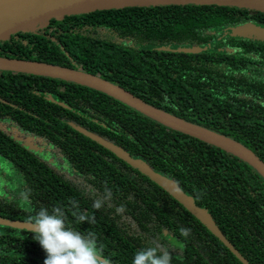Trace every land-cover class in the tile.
<instances>
[{
  "label": "trees",
  "instance_id": "1",
  "mask_svg": "<svg viewBox=\"0 0 264 264\" xmlns=\"http://www.w3.org/2000/svg\"><path fill=\"white\" fill-rule=\"evenodd\" d=\"M247 17L264 21V12L216 4L96 10L19 33L0 43V56L99 75L244 143L264 161V80L255 66L264 45L218 38ZM234 40L244 49H216ZM184 46L201 50L177 49ZM72 123L174 179L249 263L264 264V178L249 163L100 90L10 70H0V157L18 176L0 177V216L32 221L41 208H59L68 227L96 236L99 254L112 264H131L149 245L168 250L171 264H243L166 190ZM79 214L94 223L80 222ZM181 227L190 229L187 237ZM32 235L0 224V264H43L46 254Z\"/></svg>",
  "mask_w": 264,
  "mask_h": 264
},
{
  "label": "water",
  "instance_id": "2",
  "mask_svg": "<svg viewBox=\"0 0 264 264\" xmlns=\"http://www.w3.org/2000/svg\"><path fill=\"white\" fill-rule=\"evenodd\" d=\"M169 4H216L264 12V0H0V43L11 42L17 38L19 33L34 32L39 28L47 26L50 22L58 23L65 16H78L96 10L128 6ZM247 30L249 31L247 32ZM233 33L243 35L248 33L255 34L258 38L264 40V27L255 26L253 29L238 27ZM177 49L185 52H197L201 50L199 46H184ZM0 70L48 76L100 90L169 128L199 138L240 157L255 168L264 178V161L242 142L150 104L128 89L108 79L64 65L7 56H0ZM72 126L147 175L196 216L243 264H251L227 239L208 209L197 205L194 197L186 193L174 179L157 172L142 158L131 156L123 147L96 132L79 124L72 123ZM33 148L36 149L37 146L34 145ZM30 222L0 216V224L33 230Z\"/></svg>",
  "mask_w": 264,
  "mask_h": 264
},
{
  "label": "clouds",
  "instance_id": "3",
  "mask_svg": "<svg viewBox=\"0 0 264 264\" xmlns=\"http://www.w3.org/2000/svg\"><path fill=\"white\" fill-rule=\"evenodd\" d=\"M100 206V201H93V208ZM76 218L80 222L94 223L93 216L79 214ZM30 223L33 240L39 243L46 254L43 264H112L110 258L99 254L96 236L91 232L82 234L68 227L61 209L50 212L41 208ZM179 232L181 236L187 237L190 229L181 227ZM131 264H171V257L168 250L149 245L136 250Z\"/></svg>",
  "mask_w": 264,
  "mask_h": 264
},
{
  "label": "flooded vegetation",
  "instance_id": "4",
  "mask_svg": "<svg viewBox=\"0 0 264 264\" xmlns=\"http://www.w3.org/2000/svg\"><path fill=\"white\" fill-rule=\"evenodd\" d=\"M250 17H247L246 19L244 20H241L235 24H231L230 26L228 27H223L221 30H219L218 32V38H224V37H228L230 36L231 38L232 37H235V38H238V39H247V40H251V41H254L253 44L260 47V43H262L264 45V40L263 39H260L258 38L255 34H240V33H237V34H234V30L238 27H245V29H253L255 26L257 27H264V21L260 18H250ZM249 30H247L248 32ZM233 42H235V45L233 46H227V47H216L217 50H223V51H226V50H229L230 51H236V50H243L244 47L241 45L242 43L239 42L238 40H234ZM261 51L263 52L264 54V46H262V48H260ZM258 49V50H260ZM185 52V51H184ZM256 65V68L257 69H261L262 70V75H263V80H264V57H261V62L259 61L258 63H255ZM82 70V69H80ZM84 71V70H83ZM90 73V72H89ZM93 74V73H92ZM99 76V75H98ZM101 77V76H100ZM103 78V77H102ZM106 79V78H105ZM264 90V88H263ZM244 144V143H243ZM41 150V149H40Z\"/></svg>",
  "mask_w": 264,
  "mask_h": 264
},
{
  "label": "rangeland",
  "instance_id": "5",
  "mask_svg": "<svg viewBox=\"0 0 264 264\" xmlns=\"http://www.w3.org/2000/svg\"><path fill=\"white\" fill-rule=\"evenodd\" d=\"M230 50V49H229ZM18 176L17 171L13 168V166L5 161L2 157H0V177L13 181V178L16 179ZM16 186L19 185V181L14 182ZM12 190L13 187H10Z\"/></svg>",
  "mask_w": 264,
  "mask_h": 264
}]
</instances>
